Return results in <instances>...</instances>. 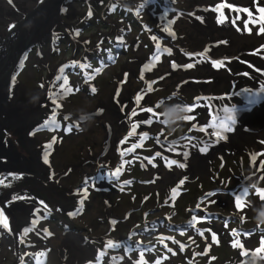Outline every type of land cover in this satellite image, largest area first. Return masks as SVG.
Returning a JSON list of instances; mask_svg holds the SVG:
<instances>
[{
	"label": "rangeland",
	"instance_id": "obj_1",
	"mask_svg": "<svg viewBox=\"0 0 264 264\" xmlns=\"http://www.w3.org/2000/svg\"><path fill=\"white\" fill-rule=\"evenodd\" d=\"M36 3L0 0V12L13 23ZM197 9L206 19L218 7ZM195 13L186 0H62L0 96V264H264V126L249 123L264 80L256 69L225 82L190 41ZM180 103L190 110L169 128L163 112ZM44 113L55 126L33 131ZM232 119L243 145L220 137ZM82 175L93 190L72 201ZM19 223L32 224L24 237Z\"/></svg>",
	"mask_w": 264,
	"mask_h": 264
},
{
	"label": "bare ground",
	"instance_id": "obj_2",
	"mask_svg": "<svg viewBox=\"0 0 264 264\" xmlns=\"http://www.w3.org/2000/svg\"><path fill=\"white\" fill-rule=\"evenodd\" d=\"M186 1H188L192 7H195V15H197L196 19L192 17L191 22L188 21L187 24L191 36L190 41L195 43L193 46H195L194 48L196 51H206L217 57L216 60L218 61L220 67L213 69L222 76L223 80L225 82L229 80H243L247 75H249L251 71L255 73L256 69L260 71V76L262 77V80H264V64L257 60V58L261 59L264 57V34H260L259 31H255L256 28H264V13L259 11V9L264 8V4L261 3L260 0ZM47 2L53 3L54 0H47ZM203 2L210 6L217 5L218 7V10L210 12L206 19L201 17V11H197L199 10L197 9V6H200V4L203 5ZM52 5L53 8H47V6L46 8L35 9L36 4H25L21 8L22 13H25L26 15L30 11L33 12V16L31 18L29 17L27 21L29 23L25 27L26 30L24 29V25L27 22L22 24V22L19 20L23 17L22 13L19 14L20 16L16 15L15 17L11 18L10 22L15 23L8 27V25L11 23H7V21L4 19V15L2 16V12H0V72H4L6 70L9 65V61L15 55L18 49L28 43L30 44L34 42L38 33L40 32V29H43V26L50 25V23H52L53 18L55 17L54 15H56L55 12L57 11L56 1ZM221 15L223 16L222 22ZM5 27L8 28L4 30ZM3 30L4 32L6 31L5 37H3ZM28 47L25 48L22 53L27 50ZM227 53L230 54L227 55ZM12 54L13 56L9 60V57ZM221 59H223V61ZM228 60L230 63L229 65H227ZM195 61L196 66L199 65V67L204 68L206 63H204L202 59H195ZM207 67L209 66L207 65ZM0 83L2 84V81ZM4 87L5 86L3 85V88ZM257 90L259 91L258 93L261 94L259 101L262 100L261 104L258 103V108L260 109L262 105L264 107L263 82L261 84H257L256 89L253 91ZM1 95L2 91L0 92V96ZM1 98L2 97H0V100ZM253 111L254 109H252L249 114H252ZM8 118H10V116H2L0 120L10 121L6 120ZM11 118L13 120L20 121V117L16 114H13ZM235 123H238V121L234 119L227 121V123L225 122L221 126V132L223 134L220 137L225 139V142H227L229 145H238L236 144L237 142H241L243 145L246 141L243 142V137H236L237 134H239V125L234 126ZM249 123L250 125H259L263 127L264 108L261 110V112L260 110H257L255 117L249 119ZM191 162H194V159H192Z\"/></svg>",
	"mask_w": 264,
	"mask_h": 264
},
{
	"label": "flooded vegetation",
	"instance_id": "obj_3",
	"mask_svg": "<svg viewBox=\"0 0 264 264\" xmlns=\"http://www.w3.org/2000/svg\"><path fill=\"white\" fill-rule=\"evenodd\" d=\"M75 5V4H74ZM119 54H124V52L122 51V53L121 52H119ZM24 58V56H20V58H19V60L20 59H23ZM64 70H66V68H60V71H59V75L61 74V73H63V71ZM80 71H82V69H80ZM88 71V68L86 67V72ZM55 74V76H56V72L54 73ZM55 76H54V80H55ZM58 80V79H57ZM53 83H54V81H53ZM59 123H60V120H59V118H57V114H56V129L57 130H59L60 128H59ZM29 126H31V128L33 129V131H35V132H40V131H43V130H48V129H51V127H53V126H55V124H54V122H53V115H51L50 114V117L48 118V115H47V113H44L41 117H40V119L39 118H37V121L36 120H32L31 122H30V125ZM31 130V129H30ZM3 131V130H2ZM32 131V130H31ZM34 132V133H35ZM48 151V149H46V148H44V154H46V152ZM50 151V150H49ZM48 151V152H49ZM140 159V158H139ZM17 166H19L18 164H16ZM29 168L30 169H32L33 170V168H32V164H29ZM46 172H48V171H46ZM48 174L46 173V176H47ZM94 175H91L90 177H86L85 175H82V178H84V180L82 181V182H79V184H78V186L77 187H73V188H69V191H65L64 192V194L65 195H68V197L72 200V201H81V197H74V195L75 194H77L78 192L79 193H83L82 191H79L78 189H86V193L89 191V192H92V190H93V188H92V184H91V182L93 181V177ZM103 176H104V178L105 179H107L108 180V174H106V173H103ZM100 179V177H96V181H98ZM111 179H113V180H116L115 179V177H112ZM32 184H35L34 182L32 183ZM86 186V187H85ZM9 190H14V188H12V189H9ZM16 191H14V192H17L18 191V188H16L15 189ZM22 189H20V191H21ZM88 190V191H87ZM45 199H47L46 201H48V200H50V201H56V194L55 193H53V196L52 195H50L49 193H47V192H45ZM51 203V202H50ZM28 203H26V205H27ZM33 206L35 207V204L33 203ZM54 207H56V206H54ZM58 207H60L59 205H58ZM29 208V207H28ZM18 211V212H20L19 211V206H14V211ZM62 210H63V212L64 213H66L67 215H72V214H74L73 213V211H72V208H70V207H67V208H62ZM37 219H38V215L36 216V217H34L33 218V220H34V222L36 223L37 222ZM11 223V222H10ZM31 225L32 224H24V223H19L18 224V226H17V228H16V230H13V229H11L14 233H18V234H20L21 236H25V235H27L30 231H31ZM27 230V231H26ZM64 230H66L65 228H64ZM8 231V230H7ZM23 237H20V239H23ZM83 239H84V243H85V238L83 237ZM87 241V240H86ZM102 260H104V261H106V263L108 262L107 261V258H101V260L100 261H102Z\"/></svg>",
	"mask_w": 264,
	"mask_h": 264
},
{
	"label": "water",
	"instance_id": "obj_4",
	"mask_svg": "<svg viewBox=\"0 0 264 264\" xmlns=\"http://www.w3.org/2000/svg\"><path fill=\"white\" fill-rule=\"evenodd\" d=\"M56 1V10L58 9V6L60 5V3L62 2V0H54L53 3H55ZM53 3H48L47 0H37V6L35 7V9H38V8H49V7H52L53 8ZM40 13V12H38ZM33 16V12H29L28 14L24 15L22 18H20L19 20L23 23H26L29 19V17L31 18ZM15 22L11 23L8 25L11 26L12 24H14ZM8 27H5L4 30ZM3 30V37L6 36V31L4 32ZM12 43V41H11ZM30 44H26L24 46H22L20 49H18L15 53V55L11 58V60L9 61V65L8 67L6 68V70L4 72H0V82L2 81V84L0 83V92L3 91V92H8L10 90V85L12 83V72H13V68H14V65L16 64V62L19 60V56L20 54L22 53V51L27 48ZM3 85L6 86V89L3 88ZM7 194V193H6Z\"/></svg>",
	"mask_w": 264,
	"mask_h": 264
},
{
	"label": "clouds",
	"instance_id": "obj_5",
	"mask_svg": "<svg viewBox=\"0 0 264 264\" xmlns=\"http://www.w3.org/2000/svg\"><path fill=\"white\" fill-rule=\"evenodd\" d=\"M185 105L183 103L168 107L163 112L164 120L162 121L169 128H172L174 125H178L180 121L184 119L185 116ZM257 224L264 225V205L261 206V209L258 210V216L255 218ZM258 257L250 256L244 264H258Z\"/></svg>",
	"mask_w": 264,
	"mask_h": 264
},
{
	"label": "snow or ice",
	"instance_id": "obj_6",
	"mask_svg": "<svg viewBox=\"0 0 264 264\" xmlns=\"http://www.w3.org/2000/svg\"><path fill=\"white\" fill-rule=\"evenodd\" d=\"M9 3H11V0H9ZM259 11L261 12V13H264V8H261V9H259ZM223 21V16L221 15V22ZM262 30H264V29H262ZM189 67H191V65H189ZM93 91H95V89H93ZM190 109H188V108H185L184 109V111H189ZM150 111V110H149ZM185 118H187V117H185ZM149 123H150V121H149ZM226 130H230V129H226ZM45 159H47L46 157H45ZM174 163V162H173ZM183 165H181V167H182ZM119 171V170H118ZM117 174H118V172H117ZM248 188H244L243 189V191H242V193L240 194V195H238L237 197H236V200H237V203H238V205L239 204H241L242 203V197H246L247 195H248ZM261 197H262V199H264V191H262L261 192ZM8 225H7V221L5 220L4 221V227H7ZM27 231V230H26ZM112 245L111 244H109V247H111Z\"/></svg>",
	"mask_w": 264,
	"mask_h": 264
}]
</instances>
